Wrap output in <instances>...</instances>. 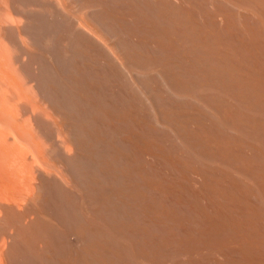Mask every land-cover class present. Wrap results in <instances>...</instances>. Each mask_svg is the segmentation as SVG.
Wrapping results in <instances>:
<instances>
[{"label": "bare ground", "instance_id": "6f19581e", "mask_svg": "<svg viewBox=\"0 0 264 264\" xmlns=\"http://www.w3.org/2000/svg\"><path fill=\"white\" fill-rule=\"evenodd\" d=\"M0 264H264V0H0Z\"/></svg>", "mask_w": 264, "mask_h": 264}]
</instances>
